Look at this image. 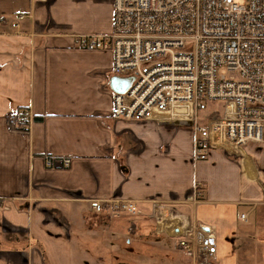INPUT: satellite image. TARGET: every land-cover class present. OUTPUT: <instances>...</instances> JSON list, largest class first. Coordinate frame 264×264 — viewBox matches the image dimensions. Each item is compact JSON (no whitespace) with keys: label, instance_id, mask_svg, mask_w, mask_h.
<instances>
[{"label":"crops","instance_id":"obj_1","mask_svg":"<svg viewBox=\"0 0 264 264\" xmlns=\"http://www.w3.org/2000/svg\"><path fill=\"white\" fill-rule=\"evenodd\" d=\"M113 23L114 0H0V264H196L155 229L157 201L172 206L174 225L213 229V264H264V229L253 228L264 223V143L195 160L192 123L112 118L130 76L112 74L110 51L73 39ZM19 108L33 116L23 131L8 125ZM45 156L70 162L47 166ZM113 198L136 201L138 213L91 207Z\"/></svg>","mask_w":264,"mask_h":264},{"label":"built area","instance_id":"obj_2","mask_svg":"<svg viewBox=\"0 0 264 264\" xmlns=\"http://www.w3.org/2000/svg\"><path fill=\"white\" fill-rule=\"evenodd\" d=\"M22 18L18 14V21ZM73 42L80 50L110 51L112 74L132 77L124 92L112 96V118L163 116L192 123L195 160L210 149L236 157L245 145L264 142V0H114L112 32L76 35ZM212 102L222 103L223 111L200 123L198 111ZM176 107L183 113H172ZM32 120L28 109L19 108L9 114L8 125L21 131ZM56 162L67 166L70 158L45 156L47 166ZM200 191L196 181L193 202ZM91 207L138 213L129 199L95 201ZM150 218L158 232L164 228L178 248L196 257V264H213L212 228L184 217L174 225L172 206L161 201L152 204Z\"/></svg>","mask_w":264,"mask_h":264},{"label":"rangeland","instance_id":"obj_3","mask_svg":"<svg viewBox=\"0 0 264 264\" xmlns=\"http://www.w3.org/2000/svg\"><path fill=\"white\" fill-rule=\"evenodd\" d=\"M223 111V109H222V103H219V102H212V103H206L205 105H203L202 106V108L198 111V120H199V122L200 123H203L204 122V120H205V118H206V116L209 114V113H212V112H217V113H220V112H222ZM179 127L180 128H182L183 130H186L187 131V129L185 128V126L184 125H179ZM188 135V134H187ZM263 143L264 142H262V144L261 145H263ZM259 147V146H258ZM225 152V151H224ZM241 155V154H240ZM239 155V156H240ZM230 157H232V158H238L239 156H231V155H229ZM124 214H128V213H126V212H120V213H116V214H111V213H109L107 216H110V215H112V216H114V217H116V216H118V217H120L121 215H124ZM264 218V217H263ZM257 226H259V227H257ZM262 226H264V223L263 224H261V223H259L258 222V224L257 225H255V227H253L254 228V230L256 231V234H257V232H260L261 230H263L264 228H262ZM247 235V234H246ZM248 237L249 238H251L252 237V234L251 235H248ZM261 237H263L262 235H261ZM260 248H258V249H256L255 250V252L256 253H260ZM263 251V250H262ZM119 264H121V263H119Z\"/></svg>","mask_w":264,"mask_h":264},{"label":"water","instance_id":"obj_4","mask_svg":"<svg viewBox=\"0 0 264 264\" xmlns=\"http://www.w3.org/2000/svg\"><path fill=\"white\" fill-rule=\"evenodd\" d=\"M131 80H132V77L127 78L125 80V82L123 83L122 87L116 88L115 92H124L128 88ZM112 81H114V83H116V78L115 79L112 78Z\"/></svg>","mask_w":264,"mask_h":264},{"label":"bare ground","instance_id":"obj_5","mask_svg":"<svg viewBox=\"0 0 264 264\" xmlns=\"http://www.w3.org/2000/svg\"><path fill=\"white\" fill-rule=\"evenodd\" d=\"M176 108H178V109H181V111L183 112V110H182V108L181 107H176ZM187 110V109H186Z\"/></svg>","mask_w":264,"mask_h":264},{"label":"trees","instance_id":"obj_6","mask_svg":"<svg viewBox=\"0 0 264 264\" xmlns=\"http://www.w3.org/2000/svg\"><path fill=\"white\" fill-rule=\"evenodd\" d=\"M10 128H12V127H10ZM12 129H14V128H12ZM14 130H16V129H14ZM26 130V129H25ZM21 131H23V130H21Z\"/></svg>","mask_w":264,"mask_h":264}]
</instances>
